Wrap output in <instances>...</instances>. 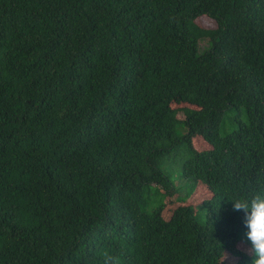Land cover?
Segmentation results:
<instances>
[{
  "label": "trees",
  "instance_id": "obj_1",
  "mask_svg": "<svg viewBox=\"0 0 264 264\" xmlns=\"http://www.w3.org/2000/svg\"><path fill=\"white\" fill-rule=\"evenodd\" d=\"M261 188L264 0H0V264H252Z\"/></svg>",
  "mask_w": 264,
  "mask_h": 264
},
{
  "label": "clouds",
  "instance_id": "obj_2",
  "mask_svg": "<svg viewBox=\"0 0 264 264\" xmlns=\"http://www.w3.org/2000/svg\"><path fill=\"white\" fill-rule=\"evenodd\" d=\"M234 211L245 213L247 252L252 255V264H264V188L250 197L231 199ZM102 264H121V257L109 251L102 253Z\"/></svg>",
  "mask_w": 264,
  "mask_h": 264
},
{
  "label": "rangeland",
  "instance_id": "obj_3",
  "mask_svg": "<svg viewBox=\"0 0 264 264\" xmlns=\"http://www.w3.org/2000/svg\"><path fill=\"white\" fill-rule=\"evenodd\" d=\"M198 22L200 24L204 25V26H212V25H214V21L211 18H209L208 16L200 17ZM193 141H194V144L198 148L202 149V148H207L208 147V144L201 137H195ZM178 182L180 183V185H183V187H181L180 191L178 192V195H176V196L181 197V196H184L186 191L188 190V189L185 188V185L189 186V184L192 182V180L189 182L188 179H184L183 178V180H179ZM202 186H203L202 184H201V186L200 185L199 186L196 185V188H195L196 190H195V192L193 191V193L194 194L200 193L199 189L200 188L202 189ZM203 191H205V189ZM173 195H175V194H173ZM244 238H245V236H244ZM247 248L248 247H245V246L241 245V249L246 251V252H247Z\"/></svg>",
  "mask_w": 264,
  "mask_h": 264
}]
</instances>
